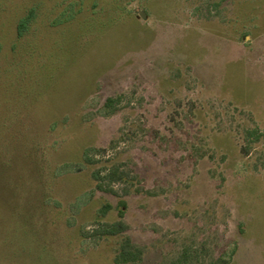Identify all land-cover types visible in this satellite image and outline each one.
I'll return each mask as SVG.
<instances>
[{
  "label": "rangeland",
  "instance_id": "1",
  "mask_svg": "<svg viewBox=\"0 0 264 264\" xmlns=\"http://www.w3.org/2000/svg\"><path fill=\"white\" fill-rule=\"evenodd\" d=\"M0 197L12 264H117L120 200L129 264H264V0H0Z\"/></svg>",
  "mask_w": 264,
  "mask_h": 264
},
{
  "label": "trees",
  "instance_id": "2",
  "mask_svg": "<svg viewBox=\"0 0 264 264\" xmlns=\"http://www.w3.org/2000/svg\"><path fill=\"white\" fill-rule=\"evenodd\" d=\"M21 25L22 24H20V26ZM122 98V95L107 97L104 103V114H114L119 109ZM248 136L253 137L255 140H258L261 136V131L258 128L250 129L248 132ZM90 150L91 148H87L84 151L83 156V160L88 162L89 164L92 163V160L88 154ZM94 151H96L97 153L101 152L100 149H95ZM104 169L105 173L103 174H101L102 172H100L99 170L93 172V177L96 181V187L100 191H104L110 194H116L117 191L114 188V185L116 183H127L134 180V176H130V174L126 170H124L118 163L111 164L108 166V168ZM7 189L9 192L5 193V195L14 193L11 187ZM4 192H2V194H4ZM1 198L2 197H0V202L3 200ZM125 207V200H120L118 209L120 219L111 223L103 222L102 218L105 216L109 208V205L105 204L103 208L100 209L99 214L95 218V226L91 230H81V236L85 239L99 240L106 237L121 235L122 238L118 244L114 256V261L117 264L137 263L142 259L143 255V248L135 244L129 236L124 235L125 231L127 230V224L122 220L125 215ZM3 208L4 207H2L0 203V264H12L11 262L15 259V255L19 254L20 251H23L26 248V245L24 243V238L22 240V237L20 235L22 234V230L18 227L19 224L15 223L10 218L9 213L13 212L10 210L9 213H7V210V212L5 213ZM30 214L31 212L29 213L28 217H30ZM4 253L10 255L5 256ZM189 259V253L187 251H184L178 262L180 264H187ZM211 264L217 263L212 262Z\"/></svg>",
  "mask_w": 264,
  "mask_h": 264
},
{
  "label": "water",
  "instance_id": "3",
  "mask_svg": "<svg viewBox=\"0 0 264 264\" xmlns=\"http://www.w3.org/2000/svg\"><path fill=\"white\" fill-rule=\"evenodd\" d=\"M139 15H140L141 17H143V18H145V17H146V14H145V12H144V11H140V12H139Z\"/></svg>",
  "mask_w": 264,
  "mask_h": 264
}]
</instances>
